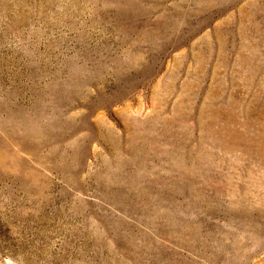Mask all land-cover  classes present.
I'll use <instances>...</instances> for the list:
<instances>
[{"label":"rangeland","instance_id":"1","mask_svg":"<svg viewBox=\"0 0 264 264\" xmlns=\"http://www.w3.org/2000/svg\"><path fill=\"white\" fill-rule=\"evenodd\" d=\"M0 158V264H264V0H0Z\"/></svg>","mask_w":264,"mask_h":264},{"label":"bare ground","instance_id":"2","mask_svg":"<svg viewBox=\"0 0 264 264\" xmlns=\"http://www.w3.org/2000/svg\"><path fill=\"white\" fill-rule=\"evenodd\" d=\"M33 138V137H32ZM27 139H28V137H27ZM33 140V139H32ZM29 142V141H28ZM31 142V141H30ZM34 142H35V140H34ZM31 145L33 146V144H30V147H31ZM28 148H29V146H28ZM33 148V147H32ZM4 158H6V157H3V159ZM5 160V159H4ZM4 160H3V162H4ZM7 160V159H6ZM0 161H1V158H0ZM5 168V167H4Z\"/></svg>","mask_w":264,"mask_h":264}]
</instances>
